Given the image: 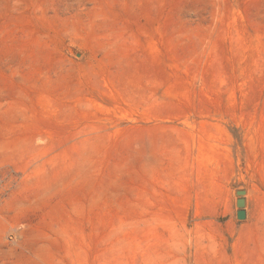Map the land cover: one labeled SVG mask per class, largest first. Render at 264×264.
<instances>
[{"label": "rangeland", "instance_id": "obj_1", "mask_svg": "<svg viewBox=\"0 0 264 264\" xmlns=\"http://www.w3.org/2000/svg\"><path fill=\"white\" fill-rule=\"evenodd\" d=\"M0 264H264V0H0Z\"/></svg>", "mask_w": 264, "mask_h": 264}, {"label": "water", "instance_id": "obj_2", "mask_svg": "<svg viewBox=\"0 0 264 264\" xmlns=\"http://www.w3.org/2000/svg\"><path fill=\"white\" fill-rule=\"evenodd\" d=\"M238 195L243 197L245 195V191H238ZM237 205L240 208V210L238 211V218L240 220H245L247 217L246 211L244 209L246 205L245 199L244 198L238 199Z\"/></svg>", "mask_w": 264, "mask_h": 264}]
</instances>
